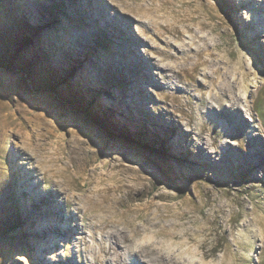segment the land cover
I'll return each mask as SVG.
<instances>
[{"label": "rangeland", "instance_id": "1", "mask_svg": "<svg viewBox=\"0 0 264 264\" xmlns=\"http://www.w3.org/2000/svg\"><path fill=\"white\" fill-rule=\"evenodd\" d=\"M134 1L0 0V264H264V0Z\"/></svg>", "mask_w": 264, "mask_h": 264}, {"label": "bare ground", "instance_id": "2", "mask_svg": "<svg viewBox=\"0 0 264 264\" xmlns=\"http://www.w3.org/2000/svg\"><path fill=\"white\" fill-rule=\"evenodd\" d=\"M114 1H119V0H114ZM129 2H127V3H129ZM134 2L133 3L135 6H141L142 10H145L146 12H150L152 9L150 5H145L144 2H142V1L138 0V1H134ZM129 4H132V3H129ZM52 166L54 167L56 173H59L60 175H62L66 181L71 177L72 174L74 175L76 172V170L70 171V168L68 166L63 167V165L59 164L58 160H53ZM93 194H95V191H93L92 195ZM98 195L100 196L99 198H95L94 196H91V197L88 196V198H86L84 200H81V198H80V202L84 201L85 205L88 204L89 208H87V209H90L93 212L97 211L100 208H102V205H105L104 193L99 192ZM118 235H120L118 231L114 232L113 236L116 238L117 241L119 240ZM120 261L122 262V256H118V257L114 258L113 264H120Z\"/></svg>", "mask_w": 264, "mask_h": 264}, {"label": "trees", "instance_id": "3", "mask_svg": "<svg viewBox=\"0 0 264 264\" xmlns=\"http://www.w3.org/2000/svg\"><path fill=\"white\" fill-rule=\"evenodd\" d=\"M30 41H31V38L29 36H25L24 39L22 40L23 44H28L30 43ZM0 66L11 68L12 64H10V62L0 61Z\"/></svg>", "mask_w": 264, "mask_h": 264}]
</instances>
